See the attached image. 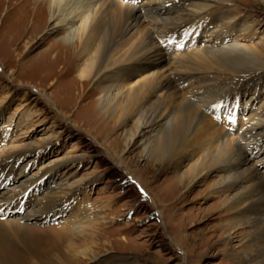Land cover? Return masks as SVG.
<instances>
[{
  "label": "bare ground",
  "instance_id": "6f19581e",
  "mask_svg": "<svg viewBox=\"0 0 264 264\" xmlns=\"http://www.w3.org/2000/svg\"><path fill=\"white\" fill-rule=\"evenodd\" d=\"M187 2L193 0H172L162 4V7H151L149 3L141 7L130 3L124 5L116 0H0V11L2 7L5 9L0 15V34L14 45L9 62L15 67L16 73L22 65L24 67L31 63L33 66V63H40L42 59L49 65H44L39 69L41 71L52 70L54 64L65 65L68 61L67 69L64 66L54 76L44 74L41 78L49 80L51 87L64 78H70L71 87L79 99L78 105L94 96L95 101L90 100L87 104L97 106L101 124L105 123L108 128L115 127L120 131L118 138L112 142L124 145L127 153L132 152L130 147L138 146L146 158L165 165L176 157L170 165L173 173L171 183L162 193L165 200L176 197L177 211L179 205L188 201L194 188L204 185L206 188L196 192V198L200 197L204 203L212 198L218 199L219 206H223L222 211L230 207L238 208L236 220L240 222L230 228L234 229L232 235L236 236L244 227L250 230V237L255 244H260V248L254 251L256 255H249L240 261L241 264H251L256 257L263 256L264 259V177L255 167L258 162L264 161V156L255 163L250 161V157L255 155L254 148H257L263 137L264 119L258 118L242 134L236 132V135H231L220 125L211 122L206 112L219 115L236 110L237 106L230 100L238 103L239 92L243 87L264 78V61L256 48L228 40L229 32L239 26L237 23L227 25L208 21L204 23L206 27H202V22H199L196 28L202 32L211 30L208 34L210 43L195 47L192 55L185 56V61H176L175 73L167 77L164 74L159 76L161 73L157 74L158 68L162 63H167L168 52L172 50L168 41L172 37L183 38L189 25L186 19L171 18L175 13L172 6L185 5ZM213 3L220 8L227 7L226 0H213ZM54 10L58 12V18L51 16L53 19L49 23L47 15ZM21 18L27 21L25 27L19 28L18 19ZM238 28L239 31L245 29ZM43 46L46 48L41 57H30L35 49ZM0 64L6 68L10 66L2 59ZM211 65H221L236 75L243 74L242 80L238 83L208 81V88L203 86L207 89L188 94L179 89L180 84L193 78L190 72L201 71L204 75ZM31 71L32 78L38 75V68L31 67ZM149 71L152 73L149 78H143L141 83L136 82L133 87H128L127 82L131 78ZM181 71L185 73L182 75ZM13 73L11 70L9 76ZM89 86L91 89L86 91ZM70 96L67 97L72 99ZM48 101L53 102L51 96ZM53 104L57 106L56 102ZM57 108L60 109L59 106ZM66 112H62L64 117ZM252 128L258 132L255 137L260 136L255 143L250 137ZM103 145L109 149L114 161L119 162L120 156L110 143ZM36 147L24 144L18 153L0 159V190L4 189L0 193V264H33L34 260L39 264H59L53 262L51 256L56 252L62 255L59 249L65 243L72 253L71 257L82 264L96 257L94 251L84 247L83 235L78 237L83 231H74L66 225L59 226L61 223L50 224L48 220L50 216L56 215L57 207L73 197L75 190L67 193L63 185L57 184L40 196V201L33 199L30 193L41 180L26 179L29 183L23 185L21 178L13 179L12 171L7 172L9 165L14 163L11 170L22 165L18 170L20 174L23 173L27 166L24 165L25 157L34 153ZM164 166L161 171L165 169ZM130 175L152 201H158L157 209L161 210L159 216L164 223L163 229L168 231L162 211L165 200L159 201L154 195L152 197L150 190ZM206 189L210 191L204 194ZM25 193L28 197L22 211L17 201ZM177 211L176 229L187 221H198L202 213L179 214ZM228 224L232 225V221L224 226ZM222 230V235L228 231L224 227L220 228ZM124 243L128 245L130 241L125 240ZM178 247L184 251L180 245ZM204 247L203 243L200 248ZM184 255L189 257L186 252ZM61 263L72 264L66 256Z\"/></svg>",
  "mask_w": 264,
  "mask_h": 264
},
{
  "label": "rangeland",
  "instance_id": "374dc122",
  "mask_svg": "<svg viewBox=\"0 0 264 264\" xmlns=\"http://www.w3.org/2000/svg\"><path fill=\"white\" fill-rule=\"evenodd\" d=\"M116 1L119 4L130 3L139 7L147 3L152 4L151 7H162V4L172 0H137L136 3L129 0ZM225 6L227 7H217L213 0H193L185 5L172 6L175 13L171 18L188 20L189 28L185 29L186 34L183 38L172 37L168 41L172 50L168 52L167 63H162L158 68L157 74L161 73L159 76L164 74L163 76L167 77L175 73L176 61H185L187 56L195 52V47L199 48L202 46L200 44L210 43L208 34L211 30L202 32L201 29L196 28L199 22H202V27L208 21L227 25L237 23L240 27H245L243 31H239L238 26L229 32L228 40L256 48L264 61V0H226ZM3 12L5 9L2 7L0 15ZM54 12L48 13L47 22L50 23L53 18H58V12L55 10ZM26 21L23 18L18 19L19 28L25 27ZM45 48L46 46L35 49L30 57H41ZM13 49L14 45L4 40L0 34V59L10 65L6 68L0 64V159L18 153L23 149L24 144H33L38 150L26 155L24 165L27 166L23 173L20 174L18 170L22 165L14 170H11L14 163L9 165L7 172L12 171V178H21L23 185L29 183V180H41L39 184L33 186V191L30 193L33 199L40 201L46 191L50 187H56L57 184L63 185L67 193L75 190L73 197L57 207L56 215L50 216L48 220L50 224L61 223L58 225L70 226L75 229L74 231H83L78 237L83 235L86 244L84 247L94 251L96 257L82 264H241L242 259L252 254L256 255L254 251L260 248V244H255L250 237V230L241 227L236 236L232 235L234 229L230 228L240 222L236 220L238 208L230 207L227 211H222L223 206H219L220 200L212 198L204 203L200 197L196 198V192L206 188L204 185L201 188H194L193 194L188 196V201L179 205L177 211L176 197L165 200L162 193L171 183L173 173L170 165L176 157L165 165L163 162H152L146 158L143 153L141 154L138 146L130 147L132 152L127 153L128 150L124 145L112 142L116 137L118 138L120 131L115 127L108 128L105 123L101 124L98 118L101 115L97 106L87 104L90 100L95 101L94 96L78 105L79 99L77 100L76 92L71 87L70 78H64L54 87H51L49 80L41 78L44 74L54 76L59 72V68L64 66L67 69L68 61L65 65L54 64L52 70L41 71L39 69L44 65H49L45 59H42L40 63H33V66L31 63L24 67L22 65L16 73L15 67L9 62ZM31 67H36L39 71L34 78ZM11 70L14 73L9 76ZM205 71L204 75L201 71L199 72L202 74L190 72L189 75L193 78L180 84L179 89H182L184 94H188L199 89H207L208 81L238 83L243 76V74L236 75L221 65H211ZM180 73L183 75L185 72ZM151 74L149 71L131 78L127 82L128 87H133L136 82H142L143 78H149ZM86 89L89 91L91 86ZM67 92H70L72 99L67 97L69 94L64 96ZM239 94L238 103L230 100L237 106L235 112L231 111L230 114L222 112L219 115L211 111L206 112L211 122L220 125L231 135H236V132L242 134L258 118L264 119V78L255 84L243 87ZM49 96L53 99L52 103L48 101ZM55 102L60 109L53 104ZM63 111H67L65 117ZM255 133L258 132H254L252 128L250 137L254 143L260 137H255ZM261 137V142L259 140V143L255 144L257 146L253 150L255 155L250 157V161L254 163L264 156V134ZM107 142L119 154L118 164L109 149H105L103 144L107 145ZM163 166L165 169L161 171ZM255 167L264 177V161L261 160ZM129 172L150 190L152 197L154 195L159 201L165 200L162 211L166 217L168 231L163 229L164 223L159 216L161 210L157 209L158 201H152ZM10 185L11 183L9 187ZM2 191L4 189H1L0 193ZM209 191L210 189H206L204 194ZM206 208L209 209L203 214ZM176 211L179 214L202 213L198 221H187L185 225L176 229ZM230 221L232 225L228 224L225 227L224 225ZM222 227L228 229L225 235H222L223 230L220 231ZM228 236L231 240L227 239ZM125 240L130 243L127 245L124 243ZM203 243L205 247L200 248ZM178 245L184 250L183 252ZM59 251L63 254L53 253L55 255L51 256L53 262L62 264L66 256L72 264H81L71 257L68 244L60 246ZM184 252L188 253V258ZM262 258L263 256L254 258L251 264L264 263ZM33 264L39 263L34 260Z\"/></svg>",
  "mask_w": 264,
  "mask_h": 264
}]
</instances>
